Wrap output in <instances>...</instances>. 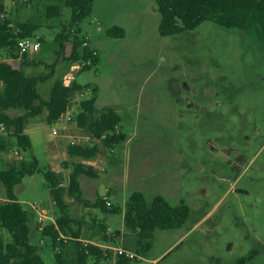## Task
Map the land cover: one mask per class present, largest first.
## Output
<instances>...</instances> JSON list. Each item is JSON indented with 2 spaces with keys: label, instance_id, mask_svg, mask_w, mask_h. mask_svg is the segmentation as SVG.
<instances>
[{
  "label": "rangeland",
  "instance_id": "rangeland-1",
  "mask_svg": "<svg viewBox=\"0 0 264 264\" xmlns=\"http://www.w3.org/2000/svg\"><path fill=\"white\" fill-rule=\"evenodd\" d=\"M64 1L0 0V20L5 15L12 25H40L34 35L43 42L39 52L24 55L30 62L25 76H45L54 66L53 75L37 85L45 101L67 71L64 59L75 38L97 53L96 67L75 74L82 90L71 97L70 110L77 117L80 102L95 96L93 116L113 109L120 118L116 132L125 139L111 148H103V140L95 143L101 153L91 167L98 176L79 178L82 197L105 192L111 207H122L140 192L147 202L161 196L190 209L182 228L156 231L144 255L120 216L105 221L96 210L98 220L124 233L120 245L136 255L129 264H153L179 238L181 244L155 264H264V46L242 30L211 22L162 37L153 0H94L90 16L73 26ZM50 6L59 7L58 17H46ZM112 27L122 28L124 37L106 36ZM58 34L68 37L63 54L54 42ZM6 59L0 50V64ZM53 126L62 123L48 125L45 112L31 119V149L21 154L28 163L35 156L42 170L61 167L66 186L74 160L65 139L51 135ZM14 193L24 210L30 212L27 203L35 202L58 215L41 173L25 176ZM69 199L64 196V202ZM80 206L73 202L70 214L90 224L93 213ZM29 242L43 264H56L47 240L30 231Z\"/></svg>",
  "mask_w": 264,
  "mask_h": 264
},
{
  "label": "trees",
  "instance_id": "trees-1",
  "mask_svg": "<svg viewBox=\"0 0 264 264\" xmlns=\"http://www.w3.org/2000/svg\"><path fill=\"white\" fill-rule=\"evenodd\" d=\"M63 1V0H60ZM160 15L158 33L162 37L173 36L184 31H192L203 22H211L227 29H239L254 38L264 46V0H153ZM94 0H65L64 5L70 10L71 25H77L90 16ZM59 7L50 6L46 9V17H58ZM40 25L24 22L12 25L6 16L0 20V50L7 58L19 57L18 41L35 37L34 33ZM78 33V32H77ZM125 35L122 28L112 27L106 31V36L121 39ZM77 37V35H75ZM68 37L56 35L54 42L59 45V53L65 51ZM43 42L42 39H39ZM82 41L75 38L71 53L64 60L67 64L85 61L91 56L90 49L82 46ZM58 53V55H59ZM24 58L25 56L22 55ZM99 58L95 57L91 65L81 69L89 71L96 67ZM54 66L45 76L27 77L21 71L7 64L0 66V123L5 126L14 145L21 151L31 149V142L24 133L28 119L35 118L45 112L48 125L53 124L61 113L69 107L70 98L82 90L75 81L64 87L61 79L54 82L47 101L43 100L37 91L38 83L46 81L53 75ZM95 96L80 102L81 111L77 115V125L93 134L95 142L103 138L102 147L111 148L124 141L123 134L116 132L119 115L111 108L104 109L98 116H93ZM9 109H20L24 114L10 117L5 112ZM10 145L0 140V150H8ZM66 152L69 157L77 160H91L100 154L99 147L83 148L67 145ZM41 173L49 196L58 210L54 225H46L41 237L50 243L54 251L56 264H88L89 260L99 262L105 260L102 251L92 244H82L79 241L83 223L69 214V207L64 203V196L99 209L102 213L119 215L123 213V226L130 231L135 240L138 253L146 254L156 231H169L182 228L186 223L190 209L183 202L171 206L163 197L156 196L147 202L140 192H133L125 201L123 208L119 206H106L105 202L97 197L93 203L82 199L79 178L82 176L96 178L95 170L79 161L70 164L68 184L62 187V175L50 169L42 170L36 158L29 163H11L6 170H0V183L2 184L6 202L0 204V228L4 229L11 238L5 243L0 237V264H43L37 247L29 242L30 228L28 215L18 202L14 188L25 176ZM101 241L114 242L116 236L107 238L105 227L100 226ZM60 235L68 238L64 242ZM116 264H129L131 260L117 257Z\"/></svg>",
  "mask_w": 264,
  "mask_h": 264
},
{
  "label": "crops",
  "instance_id": "crops-1",
  "mask_svg": "<svg viewBox=\"0 0 264 264\" xmlns=\"http://www.w3.org/2000/svg\"><path fill=\"white\" fill-rule=\"evenodd\" d=\"M1 6H2V4L0 2V11L2 10L1 9L2 7ZM3 16H5V15H3ZM90 46H91V48L93 47L91 44H90ZM20 56L21 55H19V57L16 58V59L8 58V59H6V61L3 64H7V65L11 66L12 68L21 71L25 75L26 74L25 71L28 68V64H30V62L26 60V57L23 58V57H20ZM3 64H0V66L3 65ZM1 90H2V86L0 84V91ZM9 110H7L5 113L8 116H10V117H17V116H21V115L24 114V111H22V110L21 111H17L16 109H14V110L12 109L11 112ZM19 112L21 114H19ZM14 113H16V115L13 116L12 114H14ZM31 119H33V118H31ZM31 119H28L27 120V122L25 124V127H24V133L27 136H28V134H31L34 131V129H35V128H29L30 120ZM0 140L6 141L8 143V145H10V149L15 150L16 152H18V154H19V159L18 160H20V161L14 160L12 157H10L8 155H5L6 150H4V151L0 150V170H3V171L6 170L11 163H19V162L28 163V162L25 161L24 157L22 156L21 151L14 145L15 144L14 143V140L9 137V134H8L7 131H6V134L0 132ZM58 145H59V142L56 143V146H58ZM48 152H49V148H48L47 153ZM47 153H46V156L48 158ZM67 156H68V154H67ZM32 158H35V156L32 155L31 156V159ZM70 158L71 157H69V159ZM66 160H68V158ZM71 160H74L72 162L79 161V162H81V163H83L85 165H88L90 167L92 166V167L96 168L93 164H91V162L93 161V159L88 160V161H85V160H77L75 158H71ZM100 167L101 166L98 165L97 168H100ZM50 170H52V171H54L56 173H60L61 174V170H63V169L61 167H59L58 165H54V166L51 167ZM67 172H68V176H69L70 171L67 170ZM67 184H68V178H67L66 186H67ZM1 186H2V184L0 183V204L6 202L5 190H4L3 186L2 187ZM66 186L62 185V187H66ZM104 196H105V192L103 194L99 195V196H96L92 200H86L83 197H82V199L84 201L88 202V203H93L94 200L97 197H100L103 200V197ZM17 200H18V198H17ZM18 202H19V200H18ZM73 202H74V200L71 199V198L67 202L66 201L64 202L69 207V214H70V211H71ZM108 202H109V204L111 206L112 203L110 201H108ZM52 203H53V201H52ZM124 203H123V205H124ZM33 204H35L36 208H32V205ZM79 204H81L80 207L83 209V213H85V212H87L89 210V211H91L93 213V216H94V218L92 219V221L89 224L88 221H87V219H85L83 216L81 218L77 219V218L73 217L70 214L72 218H75V219H77V220H79V221H81L83 223L82 230H81V236L79 238V241L82 244H92V245L98 247L102 251V253H103L104 250H106L107 248H109L110 249V255L107 258H105V263L106 264H116V260L118 258L115 255L114 249H116V248H122V246L120 244L123 242V240L125 238L124 233L122 231H120L119 229H113L111 224H108L107 222H102L101 220H98V218L96 217L95 211L96 210H99V209L93 208L90 205L89 206H84L82 203H79ZM27 205L30 208V212L28 210H25V211H26V213L28 215V225H29L30 231H32V233H34V234H39L41 236V232H42L43 228L46 225H54L55 224V218H56V216L55 217L50 216L47 213V211H45L44 209H42L40 207V205H38L35 202H33V203H27ZM123 205H122L121 208H123ZM102 214L105 216L104 217L105 221H107V220L109 221L110 220L112 222V220L109 219V217L112 216L113 214H105V213H102ZM40 215H43L42 220H39V216ZM118 216H120L122 218V227L124 228V226H123V213L119 214ZM101 225H103L105 227V234H106L107 238H110L113 235L116 236V240L114 242H112L110 240H106L105 242L104 241H101L102 238H101V233H100V229H99ZM31 227H32V230H31ZM3 230L4 229H1L0 228V237L3 239V241L5 243H9L11 241L10 235L9 236L5 235L3 233ZM181 239L182 238H179L171 246H169L158 258H156V260L153 261V264H155L157 262V260H159L161 257L164 258V256L167 255L168 252L171 251L173 248L177 247L178 244H181L180 243ZM62 240L64 242H66V241H68V238L64 236V239H62ZM39 245L42 246V245H44V243L42 241H40L39 242ZM90 261L94 262V260H89V262ZM97 263L98 262H95V264H97Z\"/></svg>",
  "mask_w": 264,
  "mask_h": 264
},
{
  "label": "built area",
  "instance_id": "built-area-1",
  "mask_svg": "<svg viewBox=\"0 0 264 264\" xmlns=\"http://www.w3.org/2000/svg\"><path fill=\"white\" fill-rule=\"evenodd\" d=\"M82 46L89 48L88 42L85 40L83 41ZM17 47H18L19 55L35 54L40 51L41 43L39 41V37H32L18 41ZM90 52H91V56L87 60L85 61L82 60L79 62H74L66 65L67 71H65V73H63L61 76V82L64 87H69L75 80V74L84 67L91 65L92 59L97 57V53L95 51L90 50ZM70 105H71V98L69 100V107L67 108V110L64 113H61L54 122V124L61 122L62 126L51 127L50 129L51 135L53 137H60L65 139L67 144L70 146H80L83 148H91L95 145V143L97 144L101 140H103V138H101L100 140L95 142L93 134L91 132L87 131L84 128L78 127L77 117H75L71 113ZM0 132L6 134L5 126L2 123H0ZM5 155L12 157L14 160L19 159L18 152L12 149L6 150ZM103 201L105 202L106 206H110L105 196L103 197ZM32 208H36L35 204L32 205ZM42 217L43 215H40L39 220H42ZM60 239H64V236L60 235ZM114 252L116 257H123L124 259L127 260L136 259L135 254L129 251H125L122 248H116L114 249ZM102 255L103 257L107 258L110 255V249L107 248L106 250H104Z\"/></svg>",
  "mask_w": 264,
  "mask_h": 264
}]
</instances>
